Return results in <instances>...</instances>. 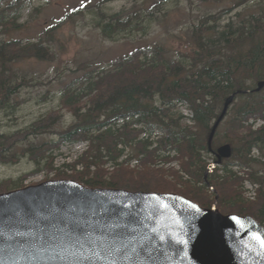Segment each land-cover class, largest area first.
Returning <instances> with one entry per match:
<instances>
[{
  "label": "trees",
  "instance_id": "1",
  "mask_svg": "<svg viewBox=\"0 0 264 264\" xmlns=\"http://www.w3.org/2000/svg\"><path fill=\"white\" fill-rule=\"evenodd\" d=\"M20 3L16 0L14 6H0V26L7 29L16 25L18 11L22 9ZM11 8L15 14L9 16ZM255 8L257 11L253 14L244 10L224 26H220L221 13L201 18L198 26L194 25L188 32L192 50L188 55L180 54L184 59L169 58L164 47L155 46L137 49L112 62L110 67L87 69L83 79L87 93L83 97L73 82L63 90L62 108L40 118L24 131L0 134V163H16L19 156L13 150L18 144L50 132L63 118V111L68 110L75 122L59 132L56 141L26 149L21 155L29 153L38 165L66 143H86L89 150L70 166L76 168L82 163L84 170L72 169L74 174L65 173V178L92 189L178 194L203 208H212L218 197L217 208L223 214L251 216L264 227V176H256V172L264 170V124L258 128L250 124L252 120L264 122V89L257 92L259 83L264 82V0L256 3ZM116 19L98 24L105 37L113 39L131 27L132 21ZM23 44L21 41L0 43V111L9 104L15 109L11 99L34 82L11 73L9 65L13 61L31 57L54 60L53 53L43 43ZM84 97H87L85 101ZM230 97H234L226 116L229 118L230 113V119L223 124V132L219 127L212 146H231L228 162L243 166L249 173L254 170L252 179L261 188L255 202L242 199V180L227 166L226 176L219 171L210 174L203 159L204 154L210 153L213 123L220 118ZM178 106L186 107L190 117L183 116ZM120 121L124 122L121 127ZM135 124L144 126L134 128ZM155 132L159 136L163 134L160 143L150 141ZM222 137L226 138L224 142ZM134 141L139 143L134 148L135 155H145L140 160L144 165L149 164V159L157 158L159 152H179L176 161L182 163L183 170L194 182L182 183L177 174L170 179L168 174L173 172L156 169L142 173L127 167L112 174L106 171L102 154L117 161L124 153L119 144L132 147L130 142ZM150 145L155 149L150 150ZM256 150L260 159L252 155ZM34 173L24 174L22 181ZM12 184H0V193L7 192Z\"/></svg>",
  "mask_w": 264,
  "mask_h": 264
},
{
  "label": "rangeland",
  "instance_id": "2",
  "mask_svg": "<svg viewBox=\"0 0 264 264\" xmlns=\"http://www.w3.org/2000/svg\"><path fill=\"white\" fill-rule=\"evenodd\" d=\"M261 1L26 0L19 12L20 19L17 25L7 29L6 27L0 28V42L13 40L26 44L41 41L51 50L54 60L31 57L15 60L9 65L11 73H17L19 77L34 79V82L31 87L22 89L11 99L12 103L16 104L15 109L10 108L9 104L0 111V134L13 135L24 131L40 118L62 108L63 90L73 82H76L74 88L78 89L80 96L83 97L87 93L86 85L83 84L87 69L110 67L112 62L130 55L137 49L155 46L164 47L169 58L184 59L180 57V54L188 55L192 50L188 45V32L194 25L198 26L201 18L223 13L222 24H225L244 10L253 14L257 11L255 4ZM13 5L14 3L11 6ZM0 6L1 8L7 6L6 0H0ZM7 14L12 16L15 13L11 8ZM116 14H120V18L123 19L131 16V27L134 26L141 30L129 32L131 29L129 27L128 33L120 32L113 39L106 38L98 24L111 21ZM86 98L84 97L83 100L85 101ZM178 109L183 116L190 115L186 107L178 106ZM63 114L61 121L50 132L18 144L13 150V153L19 156L16 163H0V184L13 183L8 187L7 192L1 194L49 180H59L65 178L63 175L65 173L74 174V170L82 172L83 166L64 167V164L73 162L72 165H75V160L78 158L81 160L83 152L87 149L86 143L65 144L59 150L54 151L50 159H45L38 165L31 159L29 153L21 155L26 149L56 141L58 133L75 122L70 111L65 110ZM228 116L224 124L230 119V113ZM220 132H223V127ZM159 135L160 133L155 132L153 136ZM221 139L222 142L226 140L225 137ZM134 142L139 144L137 141ZM131 153L130 150L126 151L115 162L117 164L115 168H111L112 164L108 165L104 161L106 171L112 174L121 167L137 170V173H142L147 169L163 170L168 173L173 171L174 176L168 174L170 179H174L177 174L182 183L194 182V179L187 174L188 172L184 173L176 164V159L180 156L179 152L161 154L162 157L159 159L156 157L152 160L147 159L149 164L146 165L135 161L136 159H131L129 157ZM254 155L259 156V153L255 151ZM102 156L104 157V154ZM37 170L39 171L36 172ZM91 170L94 171L95 168ZM32 171H35L34 175L22 181L21 177ZM181 172L186 177L182 176ZM58 174H60L59 177H57ZM247 179V175L243 177L242 199L255 202L259 193L252 191L250 184L246 183Z\"/></svg>",
  "mask_w": 264,
  "mask_h": 264
},
{
  "label": "water",
  "instance_id": "3",
  "mask_svg": "<svg viewBox=\"0 0 264 264\" xmlns=\"http://www.w3.org/2000/svg\"><path fill=\"white\" fill-rule=\"evenodd\" d=\"M0 264H264V229L178 195L51 181L0 195Z\"/></svg>",
  "mask_w": 264,
  "mask_h": 264
},
{
  "label": "bare ground",
  "instance_id": "4",
  "mask_svg": "<svg viewBox=\"0 0 264 264\" xmlns=\"http://www.w3.org/2000/svg\"><path fill=\"white\" fill-rule=\"evenodd\" d=\"M261 84H264V82H261V83H259V85H258V88H257V92H260L261 90H263L264 89V87H262L261 89H260V85ZM233 102H234V97H230L228 100H227V102H226V104H225V107H224V110H223V112H222V114H221V116H220V118H222L223 117V119H222V121L220 122V124L222 123V122H224L225 120H226V116H227V113H228V111H229V108H230V106L233 104ZM184 107V106H183ZM188 110V109H187ZM189 111V110H188ZM190 112V111H189ZM246 114V113H245ZM249 115V114H248ZM188 117H190V115L188 116ZM220 118L218 119V120H220ZM261 118V117H260ZM263 118H264V116H263ZM139 119V118H138ZM252 120V119H251ZM147 121V120H146ZM248 121V120H247ZM132 122V121H131ZM193 122V121H192ZM257 122V123H256ZM127 123V122H126ZM149 123V122H148ZM259 123V124H258ZM129 124V123H128ZM219 124V125H220ZM250 124H258L257 125V127H255V128H258L260 125H262V124H264V122L262 121V120H258V121H250ZM151 125V124H150ZM183 125V124H182ZM189 125V124H188ZM218 125V127H217V129H216V131H215V133H214V135H213V137H212V139L210 140V138H211V135H212V132H213V130H214V128H215V126H214V128H213V130H212V132H211V135H210V137H209V147L210 146H212V143H213V140H214V137H215V134H216V132H217V130L219 129V126ZM248 125V124H247ZM247 125H245V126H247ZM144 126V125H143ZM186 126V125H185ZM264 126V125H263ZM117 127V126H116ZM147 127V126H146ZM192 127H194V126H191V128ZM189 128V127H188ZM230 128V127H229ZM140 129V128H139ZM143 129V128H142ZM184 129H186V127L184 128ZM227 129V128H226ZM260 129V128H259ZM258 129V130H259ZM148 130V129H147ZM228 130V129H227ZM255 131V130H254ZM151 132H153V131H151ZM149 133V132H148ZM159 134V133H158ZM162 134V133H161ZM175 134V133H174ZM185 134V133H184ZM225 134V133H224ZM235 135V134H234ZM162 136H163V134H162ZM229 136V135H228ZM237 137V136H236ZM165 138V137H164ZM166 139V138H165ZM187 139V138H186ZM218 139V138H217ZM141 140V139H140ZM145 140V139H144ZM148 140H149V138H148ZM148 140L146 139V141L148 142ZM145 141V142H146ZM138 142V141H137ZM141 142H142V140H141ZM166 142V141H165ZM151 143V142H150ZM153 143V142H152ZM162 145V144H161ZM227 146H229V145H225V146H222L221 148H224V147H227ZM167 147H168V145H167ZM166 147V148H167ZM230 148H231V146H229ZM166 148H165V150H166ZM257 151V150H256ZM258 152V151H257ZM247 153V152H246ZM254 153H255V151L253 152V157L254 158H258V159H260L259 158V156H255L254 155ZM259 153V152H258ZM247 155V154H246ZM230 157H231V155H230ZM250 159H252V158H250ZM176 162H178V161H176ZM263 163H264V161H262ZM262 163V164H263ZM243 165V164H242ZM250 169V168H249ZM247 171H248V169H246ZM261 189V188H260ZM257 197V196H256Z\"/></svg>",
  "mask_w": 264,
  "mask_h": 264
},
{
  "label": "snow or ice",
  "instance_id": "5",
  "mask_svg": "<svg viewBox=\"0 0 264 264\" xmlns=\"http://www.w3.org/2000/svg\"><path fill=\"white\" fill-rule=\"evenodd\" d=\"M112 251H115V252H122V251H124L125 252V255H127V252L123 248L113 249ZM133 251H135V249Z\"/></svg>",
  "mask_w": 264,
  "mask_h": 264
}]
</instances>
